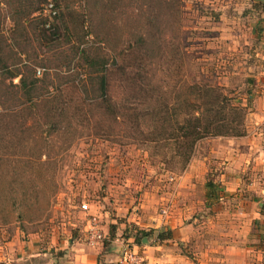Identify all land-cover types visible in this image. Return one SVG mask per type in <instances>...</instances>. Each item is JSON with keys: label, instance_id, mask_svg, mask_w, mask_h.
<instances>
[{"label": "rangeland", "instance_id": "rangeland-1", "mask_svg": "<svg viewBox=\"0 0 264 264\" xmlns=\"http://www.w3.org/2000/svg\"><path fill=\"white\" fill-rule=\"evenodd\" d=\"M47 1L22 0L27 5L20 8L19 0H0V45L9 62H34L56 86L65 82L73 44L98 48L123 69L146 63L160 94H185L187 82L219 86L246 105L244 135L201 138L185 167L173 144L149 142L148 130L135 133L123 123L105 136L92 124L48 136L41 118L26 126L2 119L20 100L0 71V245L15 235L46 243L86 237L93 245L92 227L104 249L122 245L136 256L133 263L162 256L158 264H264V167L243 151L248 139L235 142L264 127L254 122L250 96L257 84L251 64L263 60L262 0H55L64 4V20H54L58 37L55 29L42 32ZM141 34L146 49L136 60ZM123 79L112 80L116 99L138 84L123 90ZM263 134L252 144L259 151ZM209 179L221 186L218 199L206 197ZM211 246L218 252L209 258Z\"/></svg>", "mask_w": 264, "mask_h": 264}, {"label": "trees", "instance_id": "trees-1", "mask_svg": "<svg viewBox=\"0 0 264 264\" xmlns=\"http://www.w3.org/2000/svg\"><path fill=\"white\" fill-rule=\"evenodd\" d=\"M51 1L56 14L51 19L45 17L47 19L41 21L42 32L55 29L52 34L57 33L58 37L54 20L63 19L60 11L64 4ZM26 5L19 0L17 6L25 8ZM261 5L264 12V0ZM47 22H50L48 27ZM138 38V45L133 47L136 60L142 59L146 49L143 34ZM70 49L71 58L65 61L68 67L65 70V82L54 86L48 79V73L36 69L34 62H24L23 59L19 62L24 63L9 62L2 55L3 48L0 45V71H3L5 79H10L12 87L18 91H10L11 96L20 100L18 103H12L7 109L8 113L2 116L6 123L10 118L16 121V125L26 126L28 120L39 123L38 119L41 118L40 125L49 127L44 129L48 136L71 125L82 124H92V128L102 133L100 136H105L110 134L112 128L123 123L132 126L135 133L141 129L148 130L146 139L149 142L167 140L169 144H173L183 158L184 167L196 142L201 138L244 135L241 124L245 114L243 107L246 105L241 107L235 104L234 97L223 92L219 86L187 82L186 93H178L172 97L157 93L152 87L151 77L145 71L146 63L139 62L134 64L135 70H128L123 69L118 61L108 62L98 48L73 44ZM73 60L76 62L73 63ZM73 64L75 68L72 67ZM118 74L124 76L126 86H123V90L128 88L130 91V83L135 84L136 80L138 84L132 93H125V97L116 99L110 89L113 86L112 80ZM15 78H18L17 84L12 82ZM52 87L55 91L51 90ZM117 87L122 88L121 83L117 84ZM170 97L172 98L169 99ZM205 189L207 198L218 199L221 190L219 183L209 179L205 183ZM143 234L147 235L145 232ZM158 236L164 239L170 236V232L168 235L158 233Z\"/></svg>", "mask_w": 264, "mask_h": 264}, {"label": "crops", "instance_id": "crops-1", "mask_svg": "<svg viewBox=\"0 0 264 264\" xmlns=\"http://www.w3.org/2000/svg\"><path fill=\"white\" fill-rule=\"evenodd\" d=\"M261 58L263 60L259 61L260 64L259 62L251 64V67L255 69L253 74H251V76H253L251 79L253 78L252 80L254 86L256 83L257 84L256 87L253 88V93H251L252 95L250 94V96H253L252 113L254 115V122L255 124L259 123L260 126H264V50L261 53ZM251 79H248V81H251ZM251 129L247 132L246 136L236 139L235 142L245 144L244 140L248 139V149H244L243 151H246L248 154L255 155V164L257 166L260 164V167L262 168V166L264 167V149L259 151V148L255 144H252L258 140L256 137L262 135L264 127L259 129L261 132L258 134L259 136L255 137L251 134ZM226 150H228V148ZM250 163L252 164V162L249 161V164ZM255 164L253 168L257 167ZM261 176L264 178V171ZM228 178H230V175H228ZM263 187L261 186V191H264ZM84 228H86V226H84ZM104 248V243H102L101 240H97L93 245L87 244L86 237L84 240L71 238L67 241L63 238L61 240L55 239L51 241V243H46L39 238H34L32 241L31 239L29 241H25L15 235V237L10 240L6 238L5 242L2 241V245H0V264L120 263L124 258V254L127 252L125 247L122 245L112 246L109 249ZM205 251H207L205 255L209 258L214 257L215 254L217 255L216 252H218L217 249L213 248V246ZM159 257H156V262L150 259V261L146 264H152V262H154L153 264H158L157 261L162 260V256ZM141 258L143 257L141 256Z\"/></svg>", "mask_w": 264, "mask_h": 264}, {"label": "built area", "instance_id": "built-area-1", "mask_svg": "<svg viewBox=\"0 0 264 264\" xmlns=\"http://www.w3.org/2000/svg\"><path fill=\"white\" fill-rule=\"evenodd\" d=\"M46 9H47V16L49 18H52V17L55 16L56 10L54 9V5H53V2L51 0L47 1ZM49 25H50V22H47L46 23V27H48ZM81 208L82 209H87L88 208V204L84 203V202L81 203ZM91 220H94V218H92ZM91 228L87 232L89 238L91 239V241H93L95 239L99 240L102 237V234L98 230H93V229L91 230ZM135 259H136V256L134 254H132V252H128V253L125 254V258H124V260H122L120 262V264H131V263H133V260H135Z\"/></svg>", "mask_w": 264, "mask_h": 264}]
</instances>
